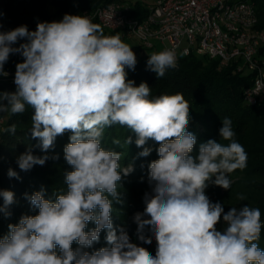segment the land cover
<instances>
[{
	"label": "clouds",
	"instance_id": "clouds-1",
	"mask_svg": "<svg viewBox=\"0 0 264 264\" xmlns=\"http://www.w3.org/2000/svg\"><path fill=\"white\" fill-rule=\"evenodd\" d=\"M11 54H20L23 62L15 66V91L0 92V113L33 109L31 137L44 153L54 149L58 136L71 133L63 149L71 170L64 173L66 190L55 200L46 199L43 188L25 194L38 214L8 225L0 237V264H264L258 243L264 228L261 210L246 204L225 213L223 204L206 194L209 184L229 190V174L247 167L248 154L235 139L231 118L225 117L219 129L227 144L209 139L193 155L197 137L188 130L190 107L183 95L152 97L146 82L135 86L126 71L137 64L132 47L119 33L105 35L87 15L38 22L35 31L26 25L0 31V76L8 75L4 65ZM146 63L159 79L178 66L177 53L154 52ZM116 125L135 134L139 157L152 152L145 146L149 140L159 145V158L148 165L151 192L143 197V212L133 217L140 241L151 244L155 238V255L113 224V205L123 203L120 181L134 171L131 163H121V152L102 146L105 129ZM16 130V124L3 129L12 135ZM132 143L127 136L124 144ZM50 158L59 156L33 155L29 148L16 162L27 172ZM7 175L19 179L11 168ZM0 198V214L10 217L15 193L0 189ZM89 222L96 227L86 232ZM146 228L151 236L144 234ZM102 230L109 247L86 251L99 242Z\"/></svg>",
	"mask_w": 264,
	"mask_h": 264
},
{
	"label": "trees",
	"instance_id": "trees-1",
	"mask_svg": "<svg viewBox=\"0 0 264 264\" xmlns=\"http://www.w3.org/2000/svg\"><path fill=\"white\" fill-rule=\"evenodd\" d=\"M111 2L129 4L131 6L130 15L139 19L145 17L147 12L148 4L145 0H0V13H2L0 31H9L21 25H26L30 31H35L38 22L60 21L65 14L73 15L76 10L92 11ZM254 5L258 27L264 29V0H254ZM104 33L105 35L119 33L123 36L118 30H104ZM24 42L26 41H19L14 46L18 47L19 43ZM154 52L156 51L153 48L140 45L136 55L135 70L126 69L127 79L134 81L135 86L146 82L151 88L152 97L176 93L183 95L190 107L188 130L197 137L193 155L198 154L199 144L209 139L227 144L228 141L220 139L219 129L225 117L231 118L233 130L236 133L235 139L243 145L248 154L247 167L242 172L255 178L249 184L250 197L248 200L253 203L251 207H258L261 210V220L264 222V95L259 97L255 105L244 102L242 91L251 84V74L237 71L235 62L221 66L216 58L191 54L178 56V66L175 69H169L164 77L157 79L146 63ZM20 62H23L20 54H11L4 65V71L16 69V64ZM15 89V84L9 80L0 83V92H14ZM33 114L34 110L31 108H27L23 114L9 113L3 127L0 128V157H2L0 158V189L13 191L16 201L9 206L10 217L0 214V237L8 233L9 224H17L22 215L38 214V209L31 207L25 194L30 196L43 188L45 198L55 200L56 193L61 189L66 190L67 187L64 178L67 170L59 169L55 165L56 160L50 158L43 166L36 165L27 172L18 167L17 158L29 148L32 149L33 155H48L49 157L58 155L62 158L64 157L63 149L69 143L71 133L66 132L56 138L54 149H50L47 153L42 152L37 146L39 140L31 137V116ZM11 124L17 125L15 135L3 131ZM129 135L133 137V143L127 146L124 140ZM113 139H119L120 145H114ZM134 140V133L116 125L105 129L102 146L121 152L122 164L131 163L143 171L145 164L158 156L156 149L159 145L149 140L145 146L152 148V152L147 157H139L138 153L142 151V148H138ZM10 168L19 174V179L8 177L7 173ZM2 203L3 200L0 198V204ZM113 213L112 220L116 226V221L119 219H116ZM95 227L94 222H89L85 231H90ZM105 238L106 230H102L99 242L94 244L105 243ZM258 243L264 249V228H262Z\"/></svg>",
	"mask_w": 264,
	"mask_h": 264
},
{
	"label": "built area",
	"instance_id": "built-area-1",
	"mask_svg": "<svg viewBox=\"0 0 264 264\" xmlns=\"http://www.w3.org/2000/svg\"><path fill=\"white\" fill-rule=\"evenodd\" d=\"M130 11L127 3L111 2L73 15H87L107 31L131 33L145 48L154 49L156 40L177 57L205 55L221 66L235 62L237 71L252 76L242 91L244 102L255 105L264 95V29L254 0H153L142 19Z\"/></svg>",
	"mask_w": 264,
	"mask_h": 264
},
{
	"label": "rangeland",
	"instance_id": "rangeland-1",
	"mask_svg": "<svg viewBox=\"0 0 264 264\" xmlns=\"http://www.w3.org/2000/svg\"><path fill=\"white\" fill-rule=\"evenodd\" d=\"M125 1H129V0H125ZM145 1L148 2L149 4L153 2V0H145ZM121 39L124 43L131 46L133 52L137 55L139 46L142 45L140 39L128 32H123V36H121ZM153 43L155 44L154 50L156 52L165 50L164 43L156 40H154ZM15 70L16 69L7 71L8 75L6 77L0 76V83L2 81L9 80L11 83L14 84L13 79L15 75ZM4 103L6 104L7 102L4 101ZM8 114L9 112L0 113V128L3 127L5 123V118ZM153 159L154 160L158 159V156L154 157ZM151 161H148L147 164H145V166L143 167V171L137 169L136 166L132 164L134 167V171L128 176L122 177V180L120 181L122 187L121 189L118 190H120L121 192L123 203L113 205L115 209L113 216L116 219L117 218L119 219L118 221H116L115 227L123 226L126 229L131 242L146 248L152 255H155L156 252L155 238L152 237L151 244H145L142 241H140L137 236V224L134 222L133 219L135 213L143 212L145 206L143 203V197L146 192H151V187L148 183V165ZM55 165H57L59 169H63L67 171L71 170L70 166L67 164L64 157L56 160ZM124 166H128V165H124ZM229 179L231 180V187L229 190H225L219 186H215L214 184H209L208 188L206 189V194L208 195L210 200L212 202H221L224 206L225 213L229 211L231 207L240 208L245 206L246 204L249 205L250 207L253 206V203H251L250 200H248L250 197L249 184L255 178L244 174L241 170L238 169L233 173L229 174ZM238 194L245 195L246 199L243 201L237 200ZM217 227L219 230L223 229L224 224L222 219ZM144 234L146 236H151V233L148 231L147 228L145 229ZM72 247L73 249L78 247L76 242L73 243ZM102 247H109V245L106 242L105 243L100 242V244L98 245L93 244L92 248H88L85 250L92 252Z\"/></svg>",
	"mask_w": 264,
	"mask_h": 264
},
{
	"label": "crops",
	"instance_id": "crops-1",
	"mask_svg": "<svg viewBox=\"0 0 264 264\" xmlns=\"http://www.w3.org/2000/svg\"><path fill=\"white\" fill-rule=\"evenodd\" d=\"M147 4H149L148 2H146Z\"/></svg>",
	"mask_w": 264,
	"mask_h": 264
}]
</instances>
